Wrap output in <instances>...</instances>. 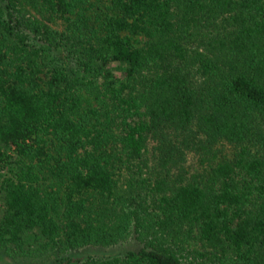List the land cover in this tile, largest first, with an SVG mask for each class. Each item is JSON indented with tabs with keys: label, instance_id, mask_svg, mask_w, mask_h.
Segmentation results:
<instances>
[{
	"label": "trees",
	"instance_id": "trees-1",
	"mask_svg": "<svg viewBox=\"0 0 264 264\" xmlns=\"http://www.w3.org/2000/svg\"><path fill=\"white\" fill-rule=\"evenodd\" d=\"M0 251L264 264V0H0Z\"/></svg>",
	"mask_w": 264,
	"mask_h": 264
},
{
	"label": "rangeland",
	"instance_id": "rangeland-1",
	"mask_svg": "<svg viewBox=\"0 0 264 264\" xmlns=\"http://www.w3.org/2000/svg\"><path fill=\"white\" fill-rule=\"evenodd\" d=\"M187 161L189 165L196 166V161L192 155H188ZM134 248L130 243H121L113 247L106 248H83L76 251L70 256L74 259H82L88 255H106L108 257L115 256L126 249ZM69 256V255H68ZM56 262V255L53 253H47L36 257H22V256H8L4 252L0 251V264H53Z\"/></svg>",
	"mask_w": 264,
	"mask_h": 264
}]
</instances>
